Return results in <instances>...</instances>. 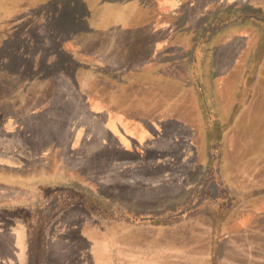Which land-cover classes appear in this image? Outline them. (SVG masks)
Masks as SVG:
<instances>
[{"label": "rangeland", "instance_id": "obj_1", "mask_svg": "<svg viewBox=\"0 0 264 264\" xmlns=\"http://www.w3.org/2000/svg\"><path fill=\"white\" fill-rule=\"evenodd\" d=\"M102 2L0 0V167L73 196L26 240L0 215V264H264V0H160L146 24ZM73 45L137 80L75 70ZM20 181L0 206L35 201Z\"/></svg>", "mask_w": 264, "mask_h": 264}, {"label": "trees", "instance_id": "obj_2", "mask_svg": "<svg viewBox=\"0 0 264 264\" xmlns=\"http://www.w3.org/2000/svg\"><path fill=\"white\" fill-rule=\"evenodd\" d=\"M119 2V3H118ZM118 6L115 7L112 3H106V2H102L101 7H99L97 13H98V17L99 19H101L102 21L106 20V15L109 12H112L111 9H109L107 6H110L111 8H114L115 10H117V8L121 9V12L123 11V13L127 14V17L129 16V18L134 21L135 19H139L140 21H142V24H146L145 22L148 21L149 15L151 13V9H149L148 5L150 6V4L146 3L145 1L143 2H138V0H118ZM106 5V6H104ZM25 7V6H24ZM106 10L105 14L100 18V15L102 14L101 11ZM114 10V11H115ZM150 12V13H149ZM104 13V12H103ZM120 13V12H119ZM103 18V20H102ZM108 19V17H107ZM109 21V20H108ZM106 21V22H108ZM102 24H105V22H103ZM122 25V24H121ZM139 25V24H137ZM119 26V24H118ZM116 27L115 24H111L109 26L106 27V29L101 30V28L96 27V26H88V38L92 39L94 42H96L95 40H97L99 42V39L101 37H103L102 39H104V41H106L108 43L111 44L113 36L115 37L117 35L118 30H115L116 28L119 29V27ZM137 27V26H136ZM140 29V27H139ZM131 34L129 33V36ZM97 36V38H96ZM99 38V39H98ZM205 38V36H204ZM92 41V42H93ZM97 43V42H96ZM98 44V43H97ZM73 48L75 50H77L79 53L81 54H85L86 59H79V58H75V57H69V59L74 63H72L75 66V70H80V71H84V74L86 75H90V72H93L92 75L95 76V78H99V77H104V78H108L111 82H113V84L115 85H122V84H132L134 81L136 80H132L127 82L128 79H130L132 76H125V75H120L119 72H113L112 70H110L108 67H106L105 65H101L99 63H96L95 60H91L90 57H88L90 50L89 48H86L85 50L83 49L84 47L82 45H73ZM196 49V48H195ZM124 53L125 55H127L128 53H130L129 49H124ZM25 56H29V54L25 53ZM65 61V60H64ZM62 61H47L46 63L49 66H54L57 67ZM76 64V65H75ZM63 66H70L68 62H63ZM40 73L37 74V76H39ZM138 75V74H137ZM136 75V76H137ZM98 76V77H97ZM141 76V75H140ZM32 86V84H31ZM20 101V100H19ZM16 105V104H15ZM13 105V106H15ZM3 177H8L10 178V180H14L15 178L18 177L19 179V183L21 182V180H23V186L25 187H29L33 190H35L37 192L38 195H36V199L35 201L31 202L28 206L25 205H20L19 207H14L12 209H6L3 208L4 205L0 206V215H4L5 217H15V218H22L20 226L23 227L24 230V235H25V240L27 239V231L28 228H26L25 223L28 222L30 223V230L32 229V227H36L39 231H43L45 230V224L47 223L48 219L54 214V212H56L58 210V208H60L61 206L65 205V204H69L70 202H72L73 196L72 193L70 191H62L61 188H59L57 185H48V184H44V185H35L34 183L36 182L37 179H35V177L33 175H29V176H21L18 173H13L10 170H7L5 168H1L0 167V178ZM35 180V181H34ZM45 197L44 199L41 197ZM38 204V206L35 208V210L32 209V205L33 204ZM5 209V210H3ZM9 211V213L7 212ZM186 212H188L187 209L181 208L179 209L178 212H168L166 215H162L161 217H157L158 219L163 220V219H172L177 217V215L181 214L184 215ZM8 213V214H5ZM28 213L29 215L32 216V218H25L23 217V214ZM162 218V219H161ZM19 224V223H17ZM26 230V231H25ZM27 243V242H26Z\"/></svg>", "mask_w": 264, "mask_h": 264}, {"label": "crops", "instance_id": "obj_3", "mask_svg": "<svg viewBox=\"0 0 264 264\" xmlns=\"http://www.w3.org/2000/svg\"><path fill=\"white\" fill-rule=\"evenodd\" d=\"M184 1L185 0H183V4H184ZM186 2H187V0H186ZM161 2H160V0H153V2L151 3V6L153 7V8H155V9H152L151 7H150V9L151 10H154V11H156V10H158V11H161L160 10V8H159V4H160ZM146 26V25H145ZM137 27H140V25L138 26L137 25ZM142 27H144V25H142ZM151 27L153 28V25H151ZM103 92V91H102ZM99 96H100V98L101 99H103V96H104V93H101V94H98ZM104 100V99H103ZM1 168H5V167H1ZM5 169H7V170H9L8 168H5ZM10 171L11 172H15V173H18L19 175H21L18 171H13L12 169H10ZM22 176V175H21ZM18 226H20L19 224H18ZM22 227L20 226V227H18V229H21ZM23 229V228H22ZM20 234H24V231L22 232V233H20ZM17 236H19V235H17ZM19 238H20V236H19Z\"/></svg>", "mask_w": 264, "mask_h": 264}]
</instances>
